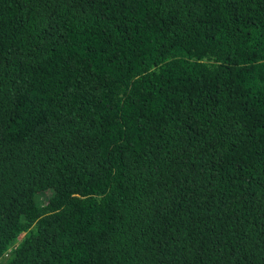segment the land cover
<instances>
[{
  "label": "trees",
  "instance_id": "1",
  "mask_svg": "<svg viewBox=\"0 0 264 264\" xmlns=\"http://www.w3.org/2000/svg\"><path fill=\"white\" fill-rule=\"evenodd\" d=\"M0 264H264V0H0Z\"/></svg>",
  "mask_w": 264,
  "mask_h": 264
},
{
  "label": "rangeland",
  "instance_id": "2",
  "mask_svg": "<svg viewBox=\"0 0 264 264\" xmlns=\"http://www.w3.org/2000/svg\"><path fill=\"white\" fill-rule=\"evenodd\" d=\"M22 238V236H20V238L19 239H21Z\"/></svg>",
  "mask_w": 264,
  "mask_h": 264
}]
</instances>
